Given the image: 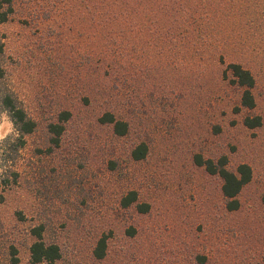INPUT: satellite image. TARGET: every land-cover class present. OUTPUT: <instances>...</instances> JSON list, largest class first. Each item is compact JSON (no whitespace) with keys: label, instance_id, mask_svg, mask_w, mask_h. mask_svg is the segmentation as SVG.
Segmentation results:
<instances>
[{"label":"rangeland","instance_id":"rangeland-1","mask_svg":"<svg viewBox=\"0 0 264 264\" xmlns=\"http://www.w3.org/2000/svg\"><path fill=\"white\" fill-rule=\"evenodd\" d=\"M98 1L13 0L0 21V95L35 121L21 143L0 107V264L14 249L17 264H32L38 225L60 257L36 264H264V9H234L227 43L195 50L163 23L161 39L146 42L153 32L139 25L108 44ZM238 15L253 20L242 43ZM232 61L255 78L253 108L241 104ZM63 110L71 117L54 144L48 125ZM106 112L125 134L100 120ZM256 116L260 125L245 124ZM141 142L147 154L133 159ZM221 155L230 169L251 167L237 209L197 162Z\"/></svg>","mask_w":264,"mask_h":264},{"label":"trees","instance_id":"trees-1","mask_svg":"<svg viewBox=\"0 0 264 264\" xmlns=\"http://www.w3.org/2000/svg\"><path fill=\"white\" fill-rule=\"evenodd\" d=\"M13 0H0V21L7 20L9 14L12 12ZM101 5L97 9H105L107 18L105 20L106 33L105 37L111 45L118 44L124 38L123 29L126 27L131 33L135 28L139 31V25L147 26L153 34L148 33L146 42L151 38H162L164 31L160 29L157 35L154 33L158 30L160 24H170L177 29H171L167 26L166 34L174 41L175 39L184 40L185 38L191 43V46L198 50L197 44L204 46L205 50H211L214 44L219 46L218 42L225 45L226 40L230 38L232 33V18L230 15L237 13L234 9H264V0H100ZM246 18V17H245ZM244 17L239 19L238 23L242 24V31L239 34V42L242 37L247 39L245 33L249 34L246 26L253 20L248 19L243 25ZM248 21V22H247ZM245 29V31H244ZM150 36V37H149ZM109 38V40H108ZM136 38V37H135ZM134 38V39H135ZM221 40V41H220ZM113 41V42H111ZM212 47V48H210ZM111 49V48H109ZM113 54V53H111ZM111 54H109L111 56ZM223 54L219 53V57ZM227 68L233 76V80L239 86L243 87L240 101L242 106L253 108L255 106V99L251 88L255 84V78L251 70L240 61H232L228 63ZM0 107L4 108L18 132V141L23 142V136L32 132L35 128V121L27 114L14 95L4 93L0 95ZM71 117L68 110H63L58 114L59 122L49 123V131L51 132L52 142L58 144L61 134L64 131L63 122ZM102 122L110 123L113 131L118 135L126 133L128 125L125 121L117 119L112 112H106L100 117ZM245 124L248 126H257L262 123L259 116L246 117ZM20 143V144H21ZM148 151L147 145L144 142L139 143L131 150L133 159H142L146 156ZM197 162L202 164L205 170L216 175L221 180V192L227 200V207L231 210L239 207L237 199L242 187L248 183L252 176L251 167L246 163H240L233 170L227 166V157L225 155L219 156L216 160L213 158L202 159L197 156ZM134 192L122 199V204L127 206L134 201ZM262 201L264 202V193L262 194ZM142 210L146 209V205H141ZM42 225L31 228L34 240L29 247L30 261L32 264L41 262H53L60 257V248L55 243H46L42 237ZM105 237H101L94 249L96 257L101 258L105 254ZM10 264H17V257L15 256V249L12 251Z\"/></svg>","mask_w":264,"mask_h":264}]
</instances>
